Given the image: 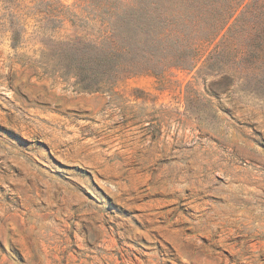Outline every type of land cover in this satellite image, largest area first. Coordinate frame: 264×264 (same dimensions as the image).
<instances>
[{"label":"rangeland","instance_id":"1","mask_svg":"<svg viewBox=\"0 0 264 264\" xmlns=\"http://www.w3.org/2000/svg\"><path fill=\"white\" fill-rule=\"evenodd\" d=\"M121 1L149 23L182 6ZM227 1L190 0L200 35ZM103 7L0 0V264H264V39L247 6L194 68L162 55L157 74L86 90Z\"/></svg>","mask_w":264,"mask_h":264},{"label":"trees","instance_id":"2","mask_svg":"<svg viewBox=\"0 0 264 264\" xmlns=\"http://www.w3.org/2000/svg\"><path fill=\"white\" fill-rule=\"evenodd\" d=\"M246 1H227L219 10L218 17L208 25L209 30H204V34L200 35L204 25L202 24L201 13H199L201 11L199 10L205 6L193 4L190 0H181L182 6L181 4L179 7L176 6L175 17L173 21L170 19L169 23H162L163 21L159 17L151 18V23L143 21L139 18L143 15V12L132 18V14H138L137 10L139 7V5L134 3L121 0H99V3H102L104 7L96 14V18L100 19V33L97 42H95L97 52L94 56L88 55L84 58V70L95 75L101 73L103 76L101 80L94 84H86V90L99 91L105 87L110 88V86L112 87L116 84L118 79L134 76L141 72L157 74L160 70L158 67L163 62L160 58L162 55L168 57V63L181 65L184 68H194L202 54H213L209 45H215L214 52H217L219 47L221 48V44L228 42L230 26L228 33L223 34L220 43H215L222 31L228 27L231 19L236 16L243 6H247V9L238 18L240 20L246 18L247 24L244 27H248L251 30L256 28L252 36L256 35L258 39H264V10L262 9L261 13L256 11L257 6H259L258 0H254L251 4L246 3ZM131 9L134 10L132 11ZM197 11L199 12L197 13ZM202 11L205 12L204 9ZM257 14H262V16ZM116 18H120L127 25L128 38L124 42H121L115 33L113 21ZM239 19H236V21H239ZM242 22L239 24L241 25ZM150 25L151 27L155 25L159 27L158 34L153 39L140 40L134 38L136 34L132 36V31L136 32V30H139V33L144 32ZM133 40L135 45L138 46L135 51L129 47V43ZM169 44L175 46L179 54L169 50L164 51ZM246 53L250 52L247 51ZM129 54L131 55L127 57ZM182 54H185V56L189 55L190 58L185 56L180 58ZM161 69H164V65L161 66Z\"/></svg>","mask_w":264,"mask_h":264}]
</instances>
